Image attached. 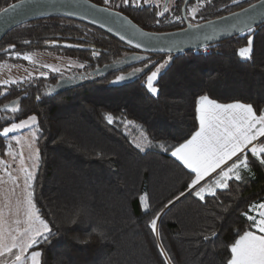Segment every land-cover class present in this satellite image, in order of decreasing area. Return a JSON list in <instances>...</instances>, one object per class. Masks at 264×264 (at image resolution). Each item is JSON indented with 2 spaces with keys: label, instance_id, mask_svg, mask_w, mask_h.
<instances>
[{
  "label": "trees",
  "instance_id": "16d2710c",
  "mask_svg": "<svg viewBox=\"0 0 264 264\" xmlns=\"http://www.w3.org/2000/svg\"><path fill=\"white\" fill-rule=\"evenodd\" d=\"M14 1L0 0V10ZM254 1L207 0L202 14L210 20ZM149 11L128 14L150 31L179 27L174 15ZM74 34L88 49H73ZM249 39L251 57L242 58L238 51ZM63 41L68 44H57ZM37 49L96 68L59 91H48L45 77L0 85V128L37 117L32 199L52 235L29 252H41L40 264H228L231 245L255 231L248 217L264 202V164L248 152L250 172L242 169L241 180L230 179L227 188L200 199L195 190L213 185L220 170L194 190L195 174L172 150L197 131L202 95L264 113V23L202 49L169 54L156 94L144 81L165 55L130 46L83 20L47 16L15 27L0 42V62ZM108 66L118 69L106 73ZM10 144L0 135L1 157ZM157 216L154 232L150 221Z\"/></svg>",
  "mask_w": 264,
  "mask_h": 264
},
{
  "label": "snow or ice",
  "instance_id": "6c2138e0",
  "mask_svg": "<svg viewBox=\"0 0 264 264\" xmlns=\"http://www.w3.org/2000/svg\"><path fill=\"white\" fill-rule=\"evenodd\" d=\"M3 11H7V9ZM248 30L252 31L250 27ZM131 42L129 40V43ZM139 46L138 44L137 47ZM251 52L252 40L249 39L247 46L239 49V54L241 57L250 58ZM25 59H30V57L26 55ZM163 67L164 64H161L147 78L148 87L153 92L156 91V88L152 87V82ZM117 79L122 80L124 77L119 76ZM12 110L17 111L18 109L14 107ZM197 111L199 113V130L190 139L176 147L172 155L182 161L195 174L190 185L194 190L195 186L205 177L220 169L213 185H206L195 190V195L204 199L206 192L215 195L216 188H227L228 180L233 178L237 181L241 180L242 169L250 172L248 152H251L253 157L258 158L260 163L264 164V144L253 143L259 137H264V114H257L251 104L240 102L221 104L210 99L207 95L199 97ZM30 120L35 122V117H31ZM109 121L111 122L110 116ZM27 123V121H23L20 124H13L10 128H4L3 135L7 136L14 129L23 127ZM250 145L251 147H249ZM35 151L38 160L39 150ZM229 161L231 164H228ZM35 167L34 163L33 170L22 169L26 177L25 184L29 189H31V181L34 179ZM13 182H15V178H13ZM32 196L33 193L29 190L24 209V227H20L22 222L17 219L15 221L17 227L9 228L3 211L0 210V256L5 253L14 255L15 259L11 264L21 262L28 249L39 243L41 238L46 241L48 236L52 235L47 221L40 217ZM141 199L145 201L144 207L147 210V197L144 196ZM253 207L264 209V203ZM158 219L159 216L150 221V227L154 232L157 231ZM248 219L253 221V227L260 234L258 235L255 231H245L243 235H240L239 239L231 245L232 256L228 264H264V211H260L258 216H249ZM13 249H18V253H14ZM163 251V247H161V252ZM40 256L41 252L33 251L31 253L32 264H40L38 259Z\"/></svg>",
  "mask_w": 264,
  "mask_h": 264
},
{
  "label": "water",
  "instance_id": "95a60500",
  "mask_svg": "<svg viewBox=\"0 0 264 264\" xmlns=\"http://www.w3.org/2000/svg\"><path fill=\"white\" fill-rule=\"evenodd\" d=\"M188 2L186 0L183 7L185 27L156 32L143 28L120 11L90 0H17L0 10V42L8 32L23 23L47 16H69L95 25L142 51L166 55L202 49L264 23V0L197 24L190 23L186 17ZM117 69L108 66L104 71L109 73ZM75 83L63 80L55 91Z\"/></svg>",
  "mask_w": 264,
  "mask_h": 264
},
{
  "label": "rangeland",
  "instance_id": "374dc122",
  "mask_svg": "<svg viewBox=\"0 0 264 264\" xmlns=\"http://www.w3.org/2000/svg\"><path fill=\"white\" fill-rule=\"evenodd\" d=\"M206 2L207 0H200L193 7H190L191 15L195 18L194 20L201 21L205 19L202 11L204 7L203 5H205ZM157 3L160 5L162 0H158ZM17 53H19V55H17ZM26 55L29 56L30 59H25ZM10 57H13L14 60L7 59L0 62L1 86H9L11 84L29 81L38 77L50 78L54 74H63L65 76L67 74L80 72L78 67L81 63H79L74 56L70 57L69 55L55 50L37 49L25 52H14L10 54ZM171 59L172 56L166 54L146 75L144 82L151 93H157L158 88L155 82L157 81L159 75L171 62ZM161 64H164V67L160 69L157 77L152 82V87L156 88V91L153 92L148 87L147 78L153 71H156V68ZM31 117H35V122L30 120ZM23 121H27L28 123L23 127L14 129L7 136L3 135L4 128H10L13 124H20ZM36 133V116L16 120L13 123L0 128V135H3L11 140V144L6 155L4 157H1L0 155V162H2L0 163V210L3 211L7 226L11 229H15L17 227L15 223L17 219L22 222L20 227L25 226L23 224L24 209L26 207L27 193L29 190L31 191V189H29L25 184L26 177L22 169L28 168L31 171L33 170V164L35 163L36 167L34 169V173L36 174L39 163V155L37 160L35 151L37 149L35 141ZM13 178H15V182H13ZM32 182L33 180L31 181V184ZM18 209L19 212H17Z\"/></svg>",
  "mask_w": 264,
  "mask_h": 264
},
{
  "label": "flooded vegetation",
  "instance_id": "af4514ba",
  "mask_svg": "<svg viewBox=\"0 0 264 264\" xmlns=\"http://www.w3.org/2000/svg\"><path fill=\"white\" fill-rule=\"evenodd\" d=\"M90 1H92L98 5L106 6V7H109L111 9L120 11V12L128 15L129 17H131L128 14L129 12H132L133 10L135 12H137V11L141 12L142 8H148L150 10L149 12H152V15H153V9L156 10L158 7H160L161 11L163 13H166L167 16H173L174 15L175 17L179 18L178 19L179 27L176 29H181V28L186 26V22H185L184 15H183V7H184L186 0H162V3L160 5L157 3L158 0H90ZM199 1L200 0H189V2L187 3V5L185 7V14H186V17L190 23L197 24V23L209 20V19H203L201 21H196V20H194L195 19L194 16L191 15V12H190L191 8L190 7H193ZM231 12H233V11L217 15L214 18L223 16V15L231 13ZM197 20H198V18H197ZM176 29H174V30H176ZM77 35L78 34H76V35L74 34V36H72L73 40L72 41L70 40V42H72L71 46L74 47L73 49H77V50L85 49V48L88 49L87 46H85L87 44V42L82 41L81 38L78 37ZM57 44H59L61 46H66L68 43H65L63 41V42H59ZM76 60L79 63H81V65H79L78 69L80 71L85 72V73L81 74L80 72L79 73L75 72L72 74H67L65 76L63 74H54V75H57V77H56L57 79L55 81H52L51 77L54 76V75H52L49 78V80L46 82L48 91H50V90L55 91L59 87L60 82H62L63 80L76 82L78 79L82 80L88 76H92L93 70L96 67L90 66L89 65L90 63L88 61L85 62V61H80L78 59H76ZM85 66H88L86 68V70H85ZM86 71H88V72H86Z\"/></svg>",
  "mask_w": 264,
  "mask_h": 264
},
{
  "label": "crops",
  "instance_id": "0c3cea01",
  "mask_svg": "<svg viewBox=\"0 0 264 264\" xmlns=\"http://www.w3.org/2000/svg\"><path fill=\"white\" fill-rule=\"evenodd\" d=\"M211 99V98H210ZM213 100V99H212ZM218 102V101H217ZM218 103H220V102H218ZM230 103H235V102H229V103H221V104H230ZM240 103H242V102H240ZM245 104V103H244ZM198 106H199V102H198ZM198 106H197V108H198ZM197 113H198V111H197ZM262 114H264V113H262ZM199 126H200V124H199V113H198V129L197 130H199ZM264 137H259L258 138V140L257 141H254L253 143L254 144H256V145H259V144H264V143H262L261 142V140L263 139ZM180 145V144H179ZM178 145V146H179ZM178 146H176V147H178ZM175 147V148H176ZM249 147H251V145L249 146ZM174 148V149H175ZM173 149V150H174ZM173 150H172V152H173ZM177 158V157H176ZM178 159V158H177ZM233 159H235V158H233ZM182 162V161H181ZM183 163V162H182ZM229 163H231V161H229L228 162V164ZM222 167H225V166H222ZM220 169H217L216 170V172L217 171H219ZM216 172H213V173H211L209 176H207V177H205L204 178V180H206L208 177H210L211 175H213L214 173H216ZM204 180H202L201 182H203ZM200 182V183H201ZM199 183V184H200ZM261 203H264V202H261ZM261 203H258V204H256V205H254V206H258V205H260ZM260 211H264V209H260L259 207H253L252 208V216H258V213L260 212ZM255 232H257V234L259 235L260 233L257 231V229L255 228ZM13 252L14 253H18V249H13ZM15 259V256L14 255H12V254H9V253H5L3 256H0V264H11V262L13 261ZM32 264V260H31V253L29 252V249L27 250V252L25 253V255H24V257L22 258V261L21 262H18V264Z\"/></svg>",
  "mask_w": 264,
  "mask_h": 264
}]
</instances>
